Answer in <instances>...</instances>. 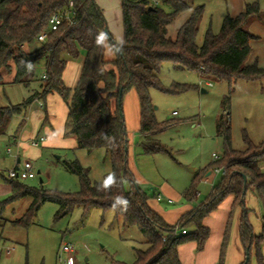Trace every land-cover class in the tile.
<instances>
[{"label":"trees","instance_id":"obj_1","mask_svg":"<svg viewBox=\"0 0 264 264\" xmlns=\"http://www.w3.org/2000/svg\"><path fill=\"white\" fill-rule=\"evenodd\" d=\"M158 1L122 0L124 41L116 43L106 31L107 22L96 0H0V83L2 69L11 72L14 67L13 83L25 86L35 80L36 66L41 62L46 74L39 81V89L24 101L0 106V136L7 133L13 118L23 114L34 100H45L48 94L58 93L69 108L66 135H74L77 147L90 153L105 149L112 164V171L104 181L93 182L89 170L78 160H67L66 166L80 179L81 189L77 193L33 187L1 175L12 188L6 203L33 197L26 212L11 222L29 226L48 200L58 204V218L70 214L77 206L83 208L84 216L94 207L112 209L125 226H135L140 231L143 243L147 245L146 249H136V260L132 264H182L178 247L188 241H197L198 248L202 249L210 235L204 219L226 198L234 196L219 264L225 263L230 224L238 207L242 210L240 236L246 250V258L241 264H252V250L255 251L256 264H264V142L255 144L246 135V147L235 149L230 122L223 113L218 133L224 139V155L208 169L225 167L226 174L212 188L206 201L185 214L177 224L170 225L148 204L149 197L136 185L129 165L127 132L119 106L120 90L123 95L134 88L141 108L140 132L149 134L143 137L140 146L147 153L166 151L153 138L154 133L163 131L168 125L156 120L150 90L158 87L165 92L182 93L190 87L177 84L172 89L163 88L160 78L162 64L170 62L176 69H189L203 79L229 84L242 78L255 80L264 77V67L257 61L247 63L253 51L251 42L259 38L248 29L250 20L260 16L259 1L247 3L236 16L228 13L218 33L209 27L202 44L197 42V37L205 5H196L189 0ZM166 6L171 10L167 11ZM67 11L72 12L73 23L66 20L59 30L50 31L51 16ZM186 12L188 16L175 35H170L169 26ZM44 32L48 34L47 40L41 42L38 37ZM105 35L116 51V57L111 61L105 57ZM31 45L35 47L24 50ZM82 49L85 58L81 76L74 88L67 87L62 78L67 57H78ZM226 112L229 114L228 110ZM23 124L21 120L17 131ZM208 169L196 174L185 193L187 199L194 197L196 184ZM126 181L132 184L131 189L126 188ZM250 189L263 206L259 234L254 232L249 220L251 210L246 205V196ZM118 200L127 203H117ZM177 225L186 232L174 237L172 232Z\"/></svg>","mask_w":264,"mask_h":264},{"label":"rangeland","instance_id":"obj_2","mask_svg":"<svg viewBox=\"0 0 264 264\" xmlns=\"http://www.w3.org/2000/svg\"><path fill=\"white\" fill-rule=\"evenodd\" d=\"M189 1L196 5H205L197 37L199 44L203 43L209 27L214 33H218L226 15L236 9V0ZM243 1L244 4L255 1H259L260 4V16L253 17L248 27L253 21L258 22L262 38L257 35L260 38L254 39L253 51L247 62L257 61L264 66V0ZM165 9L171 10L168 6ZM187 15V12L181 14L169 26L170 35H175ZM34 47L35 45L26 46L24 50L30 51ZM112 49L107 44L105 56L107 60L116 57ZM254 52L255 55L252 56ZM84 58L83 49L78 57L68 56L67 75L73 67L78 68L83 64ZM1 72L3 78L0 83V106L22 102L39 89V81L45 74V66L43 62L36 66L35 80L29 86L9 82L15 76L14 67L11 72L6 69H2ZM68 76L67 85L73 83L70 75ZM160 78L161 86L165 89H172L177 84L190 87L182 93L165 92L158 87L150 90L156 120L168 126L175 123L153 134V138L158 140L167 149L166 151L145 152L140 146L143 141L142 133L140 130H131L136 122L134 117L136 115L139 117L140 114V104L137 102L139 100L134 88L123 93L122 109L127 115L128 159L130 167L135 170L136 185L146 193L150 203L158 205L173 222L176 220L178 209L183 208L184 205L198 207L206 201L211 192V183L207 184L203 178L196 184V192L199 195H194L192 199H187L185 196L196 174L208 169L215 161L213 154L216 153L220 157L224 155V139L218 133V125L223 113H225L224 118L230 122L232 144L235 149L243 150L246 147V135L255 144L264 142V77L255 80L242 78L232 84L212 80V86H209L207 84L209 80L201 78L196 72L176 69L170 62H164L161 66ZM231 89L233 92H230ZM47 97L49 99L61 96L50 93ZM174 111L177 113L174 114ZM40 117H43L42 124L49 120L47 114L46 116L41 114ZM18 121V117H14L10 129L14 130ZM36 122V119L33 120L29 127L32 128ZM47 127V125L39 127L48 137L45 144L39 149L25 146V151H21V160H32L37 171L35 178L19 179L21 182L51 191L77 193L81 189L80 179L66 166L67 160H78L89 170L91 181H104L106 175L112 171L111 159L105 149L90 153L78 148L76 137L68 136L66 133L62 137L63 141L53 142L51 134L46 131ZM10 147L16 152V145ZM6 148L8 147L0 145V264H117V262L132 264L135 262L136 249H145L147 245L143 243L144 239L140 231L135 226H125L123 220L118 218L112 209L103 210L94 207L84 216L83 208L77 206L70 214L58 218V204L48 200L42 204L34 222L29 226L14 225L11 220L26 212L33 197L27 196L15 202H5L12 194V188L1 175L8 177V170L15 164V158L5 154ZM211 180L217 181L213 175ZM125 186L127 189L132 188V184L128 181L125 182ZM159 192L165 194V200L160 203L155 200ZM170 198L173 200L171 204L167 202ZM247 198L249 202H246V205L251 210L249 220L254 232L255 230L258 232L263 206L257 198L250 195ZM64 244H71L75 249L73 263H67L59 257ZM63 257L67 258L68 255ZM250 258L252 264H256L254 250Z\"/></svg>","mask_w":264,"mask_h":264},{"label":"crops","instance_id":"obj_3","mask_svg":"<svg viewBox=\"0 0 264 264\" xmlns=\"http://www.w3.org/2000/svg\"><path fill=\"white\" fill-rule=\"evenodd\" d=\"M97 5L100 7L102 10L104 17L107 22V32L112 36L114 41L116 43H121V41H124V25H123V15H122V0H96ZM236 9L231 12L232 16H236L239 13H241L246 5L244 4L243 0H236L235 1ZM230 14V13H229ZM188 16V15H187ZM185 20V19H184ZM259 23L256 21H253L252 24L248 27V29L256 35L261 36V30L259 29ZM260 38V37H259ZM262 38V36H261ZM104 40L106 42V45L108 44L111 48L112 46L109 43L108 37L105 35ZM254 41V40H253ZM253 41L251 42V45L253 44ZM254 44L252 45V47ZM107 50V49H106ZM113 52L115 49H112ZM116 55V54H115ZM255 55V52L253 53L252 56ZM115 58V57H114ZM109 59L108 61L113 60ZM248 64H251L252 62H247ZM259 64V63H258ZM259 66L264 67L262 64H259ZM82 67L83 64H81L78 68L73 67L71 71H68V75H70V80L71 82L73 81L72 84H66V81L68 79L67 75V69H68V62L66 65V68L63 72V81L67 87L74 88L81 76L82 72ZM16 73V72H15ZM14 77L12 80H10V83H13ZM211 82L208 81L207 84ZM212 83V82H211ZM212 86V85H209ZM205 92V90H203ZM33 93V92H32ZM31 93V94H32ZM30 94V95H31ZM58 94V93H55ZM137 94V92H136ZM29 95V96H30ZM60 95V94H59ZM48 96V95H47ZM46 96L45 100L43 99H36L34 100L31 104L28 105L27 109L24 111L23 114L17 115L15 117H18L19 121L16 124V128L14 130L8 128V131L5 135L0 136V145H5L7 147L16 145L17 150L19 151V156H20V161L21 160V151H25V146H30L27 144L28 141L37 138L39 136H44L45 140L40 143L38 147H34L35 149H39L43 144H45L48 140V137L46 136L45 132H42V129H39V127H44L47 125L48 127L46 128V131L49 132L52 136L51 140L53 142L55 141H63L62 137L65 136V130H66V121L69 113V108L66 102H64V99L61 97H48ZM59 98V99H57ZM63 99V101L61 99ZM138 98V94H137ZM139 100V98H138ZM138 104H140V101ZM20 103V102H19ZM137 105V104H135ZM123 110L124 113V123L126 127V132L128 133V125H126V120H127V115L125 114V110ZM137 110V109H136ZM138 112V110H137ZM140 114L139 117L136 115V112L134 113L136 115L135 120V125L131 128L133 131L140 130L141 126V108H140ZM176 111H174V114ZM45 115L47 114L48 116V122L45 121V123H41L43 120V117H40V115ZM131 115L132 113H128ZM38 118V120H37ZM34 126L32 128L29 127V124L32 123V121H35ZM24 121V124L22 127L17 131V127L19 123ZM128 122V121H127ZM40 123V124H39ZM174 124H171L170 126H173ZM168 126V127H170ZM149 134H141L142 137L148 136ZM70 142V141H69ZM73 143V141H71ZM24 145V147H23ZM134 147V146H133ZM5 154H9L7 152V148L4 151ZM1 155V151H0ZM11 155V154H9ZM13 156V155H11ZM14 157V156H13ZM15 158V157H14ZM17 159H15L16 162ZM14 162V163H15ZM15 165V164H14ZM262 168L264 169V162L262 163ZM131 171L133 172L134 176V169ZM8 173V172H7ZM39 173V172H38ZM213 175L214 178L217 179V181L214 182V180H211V176ZM224 175L222 174H216L212 172V168H209L204 174L202 179L204 180L207 178V184L210 182L212 185V188L221 180V178ZM219 178V179H218ZM212 190V189H211ZM167 191V189H165ZM12 192V190H11ZM248 195L257 198V200L260 201V199L257 197V195L254 193L253 189H250L247 193ZM158 195H162V199H158ZM247 195V196H248ZM246 196V202H249L248 198ZM171 199V198H170ZM155 200L156 202L160 203L165 200V194L164 192H159L156 195ZM168 203L169 199L167 200ZM234 202V196H229L226 198L220 205L219 207L214 210L209 216H207L204 219V224L210 229V235L209 238L207 239L205 246L202 249L198 248V242L197 241H188L183 244H181L178 247V253L180 260L182 264H219L220 261V256H221V248L222 244L224 242V237L226 233V229L228 226V221L232 209V205ZM148 204L164 219V221L170 225H175L177 224L180 219L190 211H192L196 207H192L190 205H184L183 208L178 209V214L176 215V220L173 222L169 220L168 215L166 212H164L161 208L158 207V205H154L150 203V200L148 199ZM199 206V205H198ZM250 209V208H249ZM242 216V210L241 208H237L234 218H232L231 221V228H230V233H229V238H228V244L226 247V252H225V263L224 264H241L245 258H246V250L245 247L242 243L241 236H240V220ZM21 217V216H20ZM262 229V220H261V225L260 228H258V232L260 233ZM147 248V246H146ZM145 248V249H146ZM65 262L67 263H73L74 262V253L68 255L67 258H65Z\"/></svg>","mask_w":264,"mask_h":264},{"label":"built area","instance_id":"obj_4","mask_svg":"<svg viewBox=\"0 0 264 264\" xmlns=\"http://www.w3.org/2000/svg\"><path fill=\"white\" fill-rule=\"evenodd\" d=\"M153 2L158 3L159 1L153 0ZM66 20L69 21L70 23H73V14L71 11L53 14L49 20V23H48L50 31L59 30L62 23ZM47 36H48L47 32H44L38 37V39H39V41L44 42L47 40ZM43 76L46 77V74H44ZM208 85H212V83L209 82ZM44 140H45L44 136H39L37 138H34V139L28 141L27 144L32 146V147H38L40 145V143L43 142ZM7 152L9 154L13 155L15 157V159H17L15 162V165L11 169L8 170V177L13 178V179L27 180V179L35 178L37 176V171H36L34 162L32 160L20 161L19 160L20 159L19 151L14 152L11 147L7 148ZM213 157H214V160H218L221 158L216 153L213 154ZM212 172H214L216 174L225 175L226 169H225V167H214V168H212ZM205 181H208L207 178L205 179ZM198 195H199V193L196 192L195 196H198ZM162 198H163L162 195H158L159 200H161ZM169 202H173V200L169 199ZM185 232H186V230H181L179 225H177L174 228L172 235L175 237L176 235H179V234L185 233ZM74 252H75V249L71 244H64L61 247L59 257L63 261H65L66 259L63 257V255H66V254L70 255V254H73Z\"/></svg>","mask_w":264,"mask_h":264},{"label":"water","instance_id":"obj_5","mask_svg":"<svg viewBox=\"0 0 264 264\" xmlns=\"http://www.w3.org/2000/svg\"><path fill=\"white\" fill-rule=\"evenodd\" d=\"M107 31V29H106ZM119 106H120V114H121V117L124 118V113H123V110H122V90H120V94H119ZM248 252V251H247ZM248 259V257H247Z\"/></svg>","mask_w":264,"mask_h":264},{"label":"clouds","instance_id":"obj_6","mask_svg":"<svg viewBox=\"0 0 264 264\" xmlns=\"http://www.w3.org/2000/svg\"><path fill=\"white\" fill-rule=\"evenodd\" d=\"M121 43H122V41H121ZM117 203H124V204H126L127 202L126 201H123V200H118Z\"/></svg>","mask_w":264,"mask_h":264}]
</instances>
